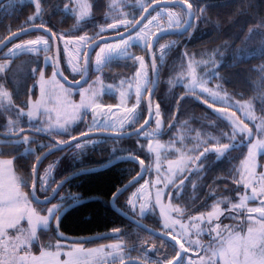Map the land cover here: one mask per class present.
Here are the masks:
<instances>
[{
    "label": "trees",
    "instance_id": "trees-1",
    "mask_svg": "<svg viewBox=\"0 0 264 264\" xmlns=\"http://www.w3.org/2000/svg\"><path fill=\"white\" fill-rule=\"evenodd\" d=\"M91 1L92 13L88 18L80 20L75 10L69 6L73 0H39V16L36 14V4L33 0H6L0 5V44L10 35L31 26L46 27L58 37L96 35L90 41L92 43L103 36L99 32L110 22V6L109 0ZM134 1V6L130 9L132 25L150 5L160 0ZM183 1L193 6L196 18L191 30L185 35L175 34L161 39L169 43L163 58L159 56L158 48L156 49L160 82L154 105L156 112V105L159 104V116L155 115V121L148 129L152 132L146 135L143 132L124 139L94 136L103 139L80 148L73 144L60 150L50 156L40 169L38 194L45 198L52 194L61 181L71 175L105 166L71 179L55 201L61 203L59 214L65 207L72 205L63 215L58 231L73 238H89L84 242L87 245L113 239L124 241L126 255L114 264H121L127 259L143 260L145 254L171 260L177 256L178 249L172 242L140 228L123 217L111 204L117 191L139 174L140 166L133 161L106 165L119 157L133 155L147 164V176H154V157L148 149V144L153 139H160L167 146L162 158L165 164L180 155L188 154L193 157L186 173L168 189L167 198L176 210V216L184 220L192 215L211 212L218 204L228 209V204H234L237 195L228 202H223L222 199L228 195L231 188H242L239 180L243 164L250 145L257 136L260 121H264V0ZM175 7L187 18L188 12L183 7ZM66 8L72 11H66ZM31 17L35 19L30 20ZM159 30L160 28H157L154 34ZM36 34L27 35L22 39ZM148 47L139 48L147 60ZM52 49L54 50L53 45ZM44 56L45 54H22L14 58L12 66L6 71V84L16 105L27 106L31 94H37L38 90L34 89V86L43 67ZM9 58L4 57L3 53L0 55V59ZM186 59L201 65V70L209 71L212 78L210 85L235 99L253 102L257 120L249 121L239 113L236 123L240 127L247 125L248 129L254 131L253 138L237 135L234 141H230L233 120L227 116L226 109L229 107L213 102L209 96L189 91L182 84H175L181 67L186 65ZM126 63L127 68H122ZM109 66L118 75L122 74V78L129 77L136 71L137 62L130 59L112 60ZM50 68L52 67L49 65L46 68L48 75L52 74L49 72ZM109 98L112 97L108 96L107 99ZM209 104H212V107H209ZM218 108H223L224 111L217 112ZM141 109V117L134 128L139 127L147 117L145 99ZM6 118L5 113L0 111V139L4 140L0 142V153H3L0 156H10L14 159L22 187L32 199L33 169L38 159L47 150L58 145L61 137L68 141L85 134V125L78 124L72 135L67 136L39 133L36 126L25 122L22 125L24 131H16V135H12L8 133V128L3 126ZM160 119L163 124L159 122L157 125L156 121ZM26 133H30L32 139L28 143H17V139H22ZM260 133L263 135L264 130ZM225 143H234L235 147L230 146L225 150L222 147ZM220 152H223V155H220ZM262 159L264 160V154ZM49 161L53 162V166L42 186L41 179ZM49 188L51 190H47ZM130 191L131 189L117 201L119 207L125 211L127 210L124 208V200ZM72 197L79 199L73 202ZM139 219L157 230L164 231L161 219L156 213H149ZM93 237L97 238L91 240ZM40 238L45 244L63 240L57 235L55 221L50 229L41 230ZM38 246L39 244H36V247Z\"/></svg>",
    "mask_w": 264,
    "mask_h": 264
},
{
    "label": "rangeland",
    "instance_id": "rangeland-1",
    "mask_svg": "<svg viewBox=\"0 0 264 264\" xmlns=\"http://www.w3.org/2000/svg\"><path fill=\"white\" fill-rule=\"evenodd\" d=\"M33 1L35 4L37 3V0ZM134 3V0H109L110 14L108 18L110 22L102 27L104 31L99 32L103 35L101 37L119 35L132 26L133 18L130 15V9L133 8ZM77 4H79V8ZM69 6L75 10L74 12L80 20L88 18L92 13L91 0H73V3ZM80 10L86 12L83 18L79 16ZM181 13V10L175 6L158 8L145 24L133 34L100 45L91 60V80L81 87H72L63 82L58 76L55 71V55L52 49L53 43L47 35L37 33L29 38L16 40L3 52L4 57L10 58L0 59V111L4 112L7 117L3 126L6 129L8 128V133L12 135H16V131H24L22 125L25 122L36 126L37 132L39 133H58L66 134L67 136L72 135L73 129L80 123H84L85 125V134L96 131L125 133L133 130L137 120L141 117L142 103L144 99L146 100L153 80V72H151L149 60H147L145 54L139 48L149 46L150 40L157 28L180 27L186 19ZM124 20H127L129 23L126 25L123 23ZM149 21L151 22L149 23ZM111 25H115V27ZM95 36L92 34H83L82 36L75 37L60 35L62 63L68 76L73 81H77L82 77L85 52L90 45V41ZM80 37H84V39L82 40ZM34 40H39L41 43H28ZM44 41H47L46 45L43 43ZM168 44L166 41H160L158 53L161 58L164 57ZM16 45H20V48L17 49ZM24 48H34L38 49V51L26 52L23 51ZM44 48H47L48 51L45 52L43 50ZM101 48L104 49L103 52H101ZM26 53L35 56L45 54V56L43 58V67L38 73L39 77L34 86V89L36 88L38 90L37 94L35 96L33 93L31 94L27 101V106H19L14 102L13 94L6 84V71L12 66L11 64L15 57ZM97 56L101 58V64L99 66L96 64ZM132 57L142 58L143 67L140 66L141 61L139 59H132ZM125 59L136 60L137 68L129 77L121 78L120 75L122 74L118 75L108 64L112 60L125 61ZM46 60H50L51 62L45 63ZM195 63L191 59H186L184 63L186 65L181 67L182 70L178 74V77H176L175 84H182L189 91H194L207 97L209 96L213 102L228 106L229 108L226 109L227 116L235 123H237V115L239 113L249 121L255 122L257 120L258 115L253 102L235 99L232 95L220 90L216 86L210 85L212 78L209 76V71L207 69L201 70V65ZM48 65L52 67L49 69V72L53 73L52 75H48L46 72ZM127 66L126 63L122 68L126 69ZM97 71L100 73H96ZM122 72L125 73L124 71ZM137 72L140 73V76L136 75ZM41 73L43 75L42 80ZM137 88L140 89L139 97L137 96ZM205 88L208 91H204ZM4 93H7V95H4ZM213 95L216 97L215 100L213 99ZM108 96L112 98L107 99ZM82 99L85 101V104L91 102L93 107L96 104H100L101 107L97 108L96 113H93L87 107H77L81 104ZM137 99H139L138 105L136 103ZM33 105H37L38 110L35 115L29 117L27 113L33 111ZM109 106H111L110 109ZM132 108H135L134 112L126 111V109ZM74 113L76 114V118L72 119ZM133 118H135V122H131ZM120 121H124L122 126H118V122ZM262 122L264 121H260L257 136L249 148V151L251 150L253 152L249 167L257 175L264 172V160L262 159L264 147L257 146L255 149H252V145L258 144V142H264V134L261 135L260 133L264 130L261 127ZM61 124H63L67 131L60 129ZM146 131L144 133L145 135L152 132L151 129ZM252 133L254 135V131ZM24 137L27 138V143L32 139L30 133H26ZM102 139L103 137H90L75 143V145L80 148L100 142ZM20 140L17 139V141ZM2 141L4 140L0 139V142ZM11 141L16 140L11 139ZM59 142L65 143L67 141L61 137ZM150 145L151 149L149 148ZM166 148V143L160 139H153L149 142L148 149L154 157L152 167L155 175L151 176L149 174L131 189L127 194V198L124 200V208L139 218H143L149 213L158 214L161 219V225L163 226L162 229L171 233V235L180 240L185 245V248L188 249L185 256V264H223L222 260L218 257L211 256V252L218 247V241L226 239L229 235L235 236L238 234L241 237L247 236L249 227L256 231L260 230V224L257 221L262 214L259 212L250 213L248 211V209L260 207V199H249L246 201L244 207L228 213L224 211L227 208H224L222 204H218L217 206L223 211V214L219 215L218 219L212 217L210 222L208 214L213 212L215 208L211 212L192 215L184 220L178 218L176 216V210L171 206L167 198L168 189L180 176L186 173L193 157L188 154L180 155L165 164L162 158ZM9 160L12 162L10 166L0 164V168H3L5 171H10L15 176L16 182L19 184L20 192L23 193V196L28 201L26 205L22 201V213L27 215L30 212H35L38 216H47L49 209L55 208L59 211L61 207L59 201H54L49 205H38L33 202L22 187V180L16 170L14 159L10 156H0V161ZM52 166L53 162L49 161L45 167L41 185L42 182L46 181L47 173H51ZM244 168L245 164H243L241 175L246 180L252 181L259 189V184L244 171ZM5 179L9 180L10 177H6ZM239 184L242 188L238 189L237 186L231 188L228 191V195L222 199L223 202H228L233 199L234 195H237L234 203H240L243 196L246 194L251 195V189L245 188V181L241 180V177ZM231 204H228V209L231 207ZM250 216L252 217L251 219H249ZM200 217H203V219H197ZM53 223L54 220L49 219L47 228L42 224L37 228L36 237L27 245V253H25L23 247L18 251H12L16 243L14 236H19L21 241L28 236L30 226L27 218L22 219L15 228H8V238H0V260H5L8 264H18L16 257L25 256L26 264H55L52 257H42L41 253L45 251L50 253L59 251L60 255L58 259L63 264L64 261L68 260L66 253L75 248H81L86 253H90L84 261V264H105L107 262L114 264L124 259L126 255L125 243L120 239L108 240L94 245L63 240H56L55 242L45 244L40 238V232L41 230L50 229ZM217 225H219L218 228L216 227ZM17 229H21V232H17ZM36 244H39V246L36 247ZM5 247H7V251H5ZM32 257L36 258L35 261L32 260Z\"/></svg>",
    "mask_w": 264,
    "mask_h": 264
},
{
    "label": "snow or ice",
    "instance_id": "snow-or-ice-1",
    "mask_svg": "<svg viewBox=\"0 0 264 264\" xmlns=\"http://www.w3.org/2000/svg\"><path fill=\"white\" fill-rule=\"evenodd\" d=\"M36 7V14L37 16L40 15V6H39V0H37V3L35 5ZM77 7L79 8V4H77ZM189 8H191V4L188 5ZM66 11H72V9H65ZM86 15V12L84 10L79 11V16L83 18ZM35 17H31L30 20H34ZM151 21H149L150 23ZM123 23L126 25L129 23L127 20H124ZM112 27H115V25H111ZM104 29H101V32H103ZM80 39H84V37H80ZM29 44H40L41 41L34 40L29 41ZM45 45L47 44V41L43 42ZM16 48L19 49L20 45H16ZM45 52L48 51L47 48L43 49ZM23 51L26 52H35L38 51V49L34 48H24ZM104 49L101 48V52H103ZM123 54V53H121ZM132 59H139L141 61V67H143V60L142 58L138 57H132ZM50 60H46L45 63H50ZM96 64L99 66L101 64V58L100 56L96 57ZM155 67V65H154ZM41 80L43 79L42 73ZM137 76H140V73L137 72ZM137 96L139 97L140 89L137 88ZM204 91H208L207 88L204 89ZM4 95H7V93H4ZM213 99L215 100L216 97L213 95ZM137 105L139 104V99L136 101ZM209 107H212V104L208 105ZM33 111H30L27 113L29 117L35 115L36 111L38 110L37 105H33ZM77 107H87L89 108L93 113H96L97 108L101 107L100 104H96L95 107L92 106V103L89 102L88 104H85V101L82 99L81 104ZM111 106H109V109ZM156 112L155 115L159 116V104L156 105ZM126 111L134 112L135 108L132 109H126ZM217 112H223V108L216 109ZM98 114V113H97ZM153 113L150 111L149 116H152ZM76 118V114L74 113L72 115V119ZM67 122V121H65ZM131 122H135V118ZM124 121L118 122V126H122ZM157 125H159V120L156 121ZM262 128H264V122H262L261 125ZM60 129L62 131H67V129L64 128L63 124L60 125ZM237 135H247L249 138H253V133L251 129L247 128V125H244V127H240L238 124H236L233 121V132L231 136L229 137L230 141H234L235 137ZM27 140L26 137L22 138L17 143L22 144L25 143ZM235 147V144L232 143L231 145L229 143H225L222 145L223 149L227 150L229 147ZM257 146L264 147V142H258V144H253L252 149H255ZM151 149V145L149 146ZM207 151V149H205ZM219 151V150H217ZM3 153H0L2 155ZM203 155V153H201ZM220 155H223V152H220ZM253 152L250 150L248 152V159L245 160V168L244 171L249 174L253 178V180L259 184V189L254 185L252 181L246 180L243 175H241V180L245 181V188L251 189V195H245L241 198L240 203H234L231 204V207L229 209H225L224 211H234L237 209H240L245 206L246 201L256 200L260 199V207L258 208H252L248 209V211L251 212H259L261 213V217L257 221L260 224V230L256 231L253 228L249 227L247 236L241 237L238 234L235 236L229 235L226 239H222L218 241V247L214 249L211 252V256L218 257L220 260H222L223 264H264V172L259 173L258 175L253 173L251 168L249 167V163L252 160ZM11 161H0V164L4 166H10ZM139 163L143 165L144 161L140 160ZM33 172L35 173V169H33ZM6 177H10L9 180H6ZM183 181H181L182 183ZM235 182V181H234ZM43 184V182H42ZM35 185H33V191L35 192ZM43 190V189H42ZM47 190H51L50 188ZM159 195V194H157ZM78 197H72L71 200L74 202L78 200ZM63 201V198H61ZM22 201L23 204H27V199L23 196V193L20 192L19 184L16 182V178L14 175L10 173V171H5L3 168H0V238H8L7 229L8 228H15L19 222L22 219L27 218L28 224L30 226V230L28 232V236L21 241L19 236H14V239L16 241L15 245L12 248V251H18L21 247L24 248L25 253H27V245L31 242L32 239L36 237V231L37 228L42 224L45 228H47L49 224V219L58 221L59 211L55 208L48 210L47 216H38L35 212H30L29 214L25 215L22 213ZM223 211L219 208V206L215 207V210L208 214L209 216V222L211 221L212 217L219 218V215H222ZM252 217L250 216L249 219ZM197 219H203V217L197 218ZM167 226V225H166ZM217 228L219 225L216 226ZM215 230V229H213ZM17 232H21V229H17ZM57 235L60 236L61 234L58 231L57 228ZM218 235H220L218 233ZM181 249H183L184 252H187L188 249L184 248V245H181ZM5 251H7V247H5ZM60 253L59 251L55 253L50 252H42V257H52L55 264H62V262L59 261ZM68 256V260L64 261L63 264H84V261L88 258L90 253H86L81 248H75L71 251H68L66 253ZM35 257H32V260L35 261ZM177 260L179 261V264H185V257L177 254ZM16 261L18 264H26V257L25 256H18L16 257ZM0 264H8L5 260H0ZM168 264H174V262L169 261Z\"/></svg>",
    "mask_w": 264,
    "mask_h": 264
},
{
    "label": "water",
    "instance_id": "water-1",
    "mask_svg": "<svg viewBox=\"0 0 264 264\" xmlns=\"http://www.w3.org/2000/svg\"><path fill=\"white\" fill-rule=\"evenodd\" d=\"M5 1L6 0H0V5L3 4ZM188 5H189V3H187L186 1H183V0H160V1H156L144 11L143 15L139 18V20L134 25H132L127 31H125L119 35L102 37V38L96 40L95 42L91 43L86 50V54H85V58H84L83 75L77 81H73L66 74V72L63 68V65H62V60H61V48H60L59 38L57 37V35L53 31H51L50 29H48L46 27L31 26V27L25 28L21 31H18V32L10 35L4 42H2L0 44V55H1L2 52L10 44L15 42L16 40H19V39H21L27 35L33 34V33H44L45 35H47L52 40V42L54 44L55 67H56V72H57L58 76L62 79L63 82H65L66 84H68L72 87H81V86L87 84L90 80V62H91V59L93 57L94 52L97 50V48L100 45L107 43V42H110V41H115V40H118L120 38H123V37H126L128 35L133 34L134 32H136L138 29H140L145 24V22L149 19V17L158 8L167 7V6H169V7L180 6V7H183L188 12V17L182 26L175 27V28L161 29V30L157 31L153 35V37L151 38L149 48H148V54H149L152 72H153V80H152L151 89H150V91L147 95V98H146L148 115H147V118L144 121V123L141 126L137 127L136 129L125 132V133H114V132H109V131H96V132H92V133H88V134H83V135L75 137V138H73V139H71L65 143H59L55 147H52L49 150H47L38 159V161L35 165V168H34L35 173L33 172V185H35L36 190L34 192L33 186H32L31 195H32V200L36 204H38V205H49V204L53 203L56 200L59 193L61 192V190L63 189V187L71 179H73L76 176H79L82 173L96 171V170H99L100 168L105 167L104 166V167H99V168H94V169L82 170L79 173L71 175L70 177L61 181L56 186V188L54 189V191L52 192L51 195H49L48 197H45V198H41L38 194V183H39L40 169H41L43 163L50 156L54 155L55 153H57L60 150L68 148L69 146H71V145H73L79 141H82V140H85L87 138L94 137V136H103V137H110V138H115V139L131 138V137L142 134L153 124V121L155 118L154 98H155L156 92L159 88V82H160V70H159V65H158V61H157L156 48L158 47L159 41L162 38L169 36V35H175V34L184 35L188 31L191 30L193 23H194V20H195V17H196V13H195L193 6L191 5V8H189ZM154 65H155V67H154ZM150 111L153 113L152 116H149ZM159 122L161 125L163 124V121L161 119L159 120ZM140 160H142V159H140L139 157H136L133 155H128V156L119 157V158L111 161L108 165H106V166H109V165H113L115 163L122 162V161H133V162H136L140 166L139 174L136 177H134L132 180H130L125 186H123L122 188H120L117 191V193L113 196V198L111 200V204H112L113 208L119 214H121L123 217H125L126 219H128L129 221L134 223L135 225L139 226L140 228H142V229H144V230H146V231H148V232H150V233H152V234H154L160 238H163V239H166V240L172 242L174 245L177 246L179 254L185 257L186 252H184L183 249H181V245H183V243H181L176 237L172 236L171 234H168V233L163 232V231H159V230L151 227L150 225L145 223L143 220L131 215L127 211L120 208L118 203H117L120 196H122L124 193L129 191L135 185L140 183L147 176V174H148L147 164L144 162L143 165H141L139 163ZM71 207H72V205L67 206L61 211V213L58 216V221H55V225L57 228H59V226H60V222H61L63 215ZM59 233L61 234L59 237L63 240H66V241L84 243V242H87L89 239V238L69 237V236L65 235L62 231H59ZM96 238L97 237H93V238H91V240H94ZM172 262H174V264H179L177 257ZM121 264H148V263H146L140 259H129V260L124 261Z\"/></svg>",
    "mask_w": 264,
    "mask_h": 264
},
{
    "label": "flooded vegetation",
    "instance_id": "flooded-vegetation-1",
    "mask_svg": "<svg viewBox=\"0 0 264 264\" xmlns=\"http://www.w3.org/2000/svg\"><path fill=\"white\" fill-rule=\"evenodd\" d=\"M141 256H143L144 257V255H141ZM160 259H162V258H159V260ZM142 260V259H141ZM171 260H173V259H171ZM171 260H169V261H171ZM142 261H144V262H146V263H148V264H162L161 263V260L160 261H151L150 259H148V258H146V257H144V259L142 260ZM163 261H168V260H163ZM105 264H112L111 262H107V263H105Z\"/></svg>",
    "mask_w": 264,
    "mask_h": 264
}]
</instances>
